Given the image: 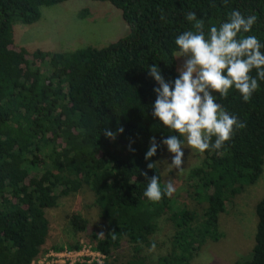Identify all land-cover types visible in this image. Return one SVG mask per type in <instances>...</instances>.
I'll use <instances>...</instances> for the list:
<instances>
[{
  "label": "trees",
  "instance_id": "1",
  "mask_svg": "<svg viewBox=\"0 0 264 264\" xmlns=\"http://www.w3.org/2000/svg\"><path fill=\"white\" fill-rule=\"evenodd\" d=\"M62 1L0 0V264H29L43 249L47 210L83 190L102 226L85 232L88 220L78 213L67 216L68 224L105 258L76 264H190L203 245L221 238L224 204L264 166V80L248 102L234 89L226 98L213 93L246 127L221 149L199 152L188 168L186 194L196 209L172 195L159 202L144 196L152 176L164 186L157 165L147 167L166 148L160 141L179 135L151 115L158 85L148 67L156 64L166 81L177 77L175 39L192 29L188 12L204 20L206 33L233 10L255 14L243 35L264 44V0H91L116 8L128 32L102 47L61 52L14 44L13 22L33 23L41 6ZM153 136L160 147L145 160ZM254 212L250 253L230 264H264V184ZM163 226L168 234L157 239ZM80 242L51 249H78ZM153 242L156 252L149 251Z\"/></svg>",
  "mask_w": 264,
  "mask_h": 264
},
{
  "label": "clouds",
  "instance_id": "2",
  "mask_svg": "<svg viewBox=\"0 0 264 264\" xmlns=\"http://www.w3.org/2000/svg\"><path fill=\"white\" fill-rule=\"evenodd\" d=\"M185 19L192 22V29L175 39L176 58H184L177 68V77L166 81L156 64L148 67L149 76L158 85L153 89L156 99L151 115L179 134L168 135L160 141L172 154L169 167L178 172L183 171L185 142L188 148L200 153L219 150L231 139L234 131L246 127L237 116L216 102L213 93L226 98L229 90L234 89L248 102L259 88L258 81L264 80V52L261 51L264 44L255 35H243L255 24V14L245 16L239 10H233L226 22L210 26L207 33L204 20L198 19L194 12H188ZM253 70L255 77L251 75ZM117 132L122 133L123 128H118ZM104 135L115 139L116 134L106 130ZM160 144L154 136L150 138L145 160L156 155ZM155 165L148 163L147 167L153 169ZM174 192L171 180L161 187L159 177L154 175L148 179L144 196L152 202H159ZM155 247L153 242L149 251Z\"/></svg>",
  "mask_w": 264,
  "mask_h": 264
},
{
  "label": "rangeland",
  "instance_id": "3",
  "mask_svg": "<svg viewBox=\"0 0 264 264\" xmlns=\"http://www.w3.org/2000/svg\"><path fill=\"white\" fill-rule=\"evenodd\" d=\"M83 9L86 13L79 16L78 13ZM127 32L128 26L116 8L107 2L91 0H65L41 6L37 21L30 24L18 21L12 23L14 44L29 51L39 49L43 52H61L85 46L102 47ZM174 56L178 68L184 58H176V52ZM185 147L183 171L178 172L169 167L172 154L167 148L157 157L156 165L163 183L172 181L175 187L172 197H176L188 207L198 209L186 194L185 177L188 168L200 161L201 154L188 148L186 142ZM263 184L264 166L253 184L243 188L232 203L224 204V210L219 215L221 238L217 242H207L206 246L203 245L190 264H230L249 255L253 244L254 205L263 192ZM70 213H78L88 220L85 232L98 231L102 226L90 192L83 190L72 196L62 197L56 207L46 212L48 234L41 253L51 249L53 245L72 244L80 240V245L86 244L83 242L84 234H75L70 228L67 218ZM166 231L168 230L163 226L161 236L156 238L163 239L168 234ZM155 250L157 249L153 251Z\"/></svg>",
  "mask_w": 264,
  "mask_h": 264
},
{
  "label": "built area",
  "instance_id": "4",
  "mask_svg": "<svg viewBox=\"0 0 264 264\" xmlns=\"http://www.w3.org/2000/svg\"><path fill=\"white\" fill-rule=\"evenodd\" d=\"M104 254L93 249L90 244H82L78 249L62 248L61 250L49 249L38 254L29 264H76V263H101Z\"/></svg>",
  "mask_w": 264,
  "mask_h": 264
},
{
  "label": "bare ground",
  "instance_id": "5",
  "mask_svg": "<svg viewBox=\"0 0 264 264\" xmlns=\"http://www.w3.org/2000/svg\"><path fill=\"white\" fill-rule=\"evenodd\" d=\"M73 250V249H72ZM104 258H105V255H104ZM104 260V259H103Z\"/></svg>",
  "mask_w": 264,
  "mask_h": 264
}]
</instances>
